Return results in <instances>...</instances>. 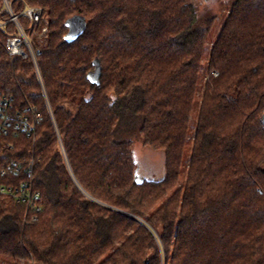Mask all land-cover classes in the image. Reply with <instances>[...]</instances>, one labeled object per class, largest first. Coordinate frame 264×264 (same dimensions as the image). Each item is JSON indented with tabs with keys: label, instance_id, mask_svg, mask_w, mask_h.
Instances as JSON below:
<instances>
[{
	"label": "trees",
	"instance_id": "trees-1",
	"mask_svg": "<svg viewBox=\"0 0 264 264\" xmlns=\"http://www.w3.org/2000/svg\"><path fill=\"white\" fill-rule=\"evenodd\" d=\"M9 1L43 10L52 115L32 64L11 60L0 30V92L41 113L34 142L0 136V148L20 160L34 148L42 206L24 226L25 209L0 198V263L160 264L137 217L167 264H264V0L220 4L228 13L212 45L215 0ZM73 19L83 28L68 43ZM134 142L165 154L161 180L137 177Z\"/></svg>",
	"mask_w": 264,
	"mask_h": 264
},
{
	"label": "built area",
	"instance_id": "built-area-1",
	"mask_svg": "<svg viewBox=\"0 0 264 264\" xmlns=\"http://www.w3.org/2000/svg\"><path fill=\"white\" fill-rule=\"evenodd\" d=\"M6 15V18H2ZM43 10L24 4L20 12H16L9 0H2L0 9V30L7 39L4 49L11 60L21 58L29 61L35 71L41 87L47 109L52 115L50 102L47 97L43 76L39 65L42 48L46 44L48 27H41ZM28 21V27L24 24ZM12 26V31L8 27ZM14 98L6 97L0 92V136L25 137L35 141L41 122V113L36 107L27 102L23 111L14 108ZM8 148V149H7ZM13 145L0 148V198L8 199L25 209L24 226L37 222L42 206L40 204L41 192L35 183V153L29 159L10 158L7 150H13ZM160 255V264H167L166 252L159 235L151 228Z\"/></svg>",
	"mask_w": 264,
	"mask_h": 264
},
{
	"label": "rangeland",
	"instance_id": "rangeland-1",
	"mask_svg": "<svg viewBox=\"0 0 264 264\" xmlns=\"http://www.w3.org/2000/svg\"><path fill=\"white\" fill-rule=\"evenodd\" d=\"M231 0H215L211 2V7L214 11V13L219 14L217 21L215 23V27L213 28L209 43L212 45L216 41V38L218 37L220 30L226 20V14L228 13V9L226 11L220 12L222 8H220V4L223 5H229ZM225 9V7L223 8ZM74 23L71 24V28L73 27ZM210 55V47L207 48L206 54H205V65L208 62V58ZM206 74H202L200 83L198 86V94L196 96V102L194 105L192 117H191V128L189 133V140L187 142V147L185 150V156H184V164H183V170L181 174V184L184 185L186 181L187 176V165L188 161L191 156L192 152V145H193V136L197 124L198 119V111H199V102L203 95L204 85L207 81ZM133 150H134V160L135 164L137 166V175L140 179L144 180H161L165 175V154L163 152H156L151 149L145 148L141 145L140 142H134L133 143ZM135 220H138V226L143 227L147 231L150 232L148 224L144 221H141V219L135 217ZM152 229V228H151ZM151 233V232H150ZM152 235V234H151ZM165 249V247H164ZM166 252V249H165ZM166 258L168 260V255L166 252ZM160 261V258H159ZM3 264V263H0ZM10 264V263H6ZM14 264H34L33 262H14Z\"/></svg>",
	"mask_w": 264,
	"mask_h": 264
},
{
	"label": "water",
	"instance_id": "water-1",
	"mask_svg": "<svg viewBox=\"0 0 264 264\" xmlns=\"http://www.w3.org/2000/svg\"><path fill=\"white\" fill-rule=\"evenodd\" d=\"M73 23V27H70V31L65 38L68 43H71L75 39V37L81 33L83 28V24L78 19L71 20L68 25L71 26V24ZM262 122L264 125V114L262 116Z\"/></svg>",
	"mask_w": 264,
	"mask_h": 264
}]
</instances>
